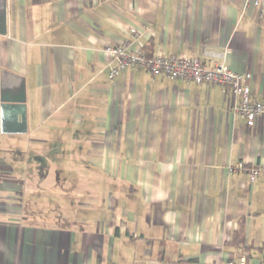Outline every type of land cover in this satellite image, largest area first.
I'll list each match as a JSON object with an SVG mask.
<instances>
[{"label": "crops", "instance_id": "1", "mask_svg": "<svg viewBox=\"0 0 264 264\" xmlns=\"http://www.w3.org/2000/svg\"><path fill=\"white\" fill-rule=\"evenodd\" d=\"M253 1L6 0L0 68L24 80L27 132L8 134L3 157L23 194L16 217L0 210V264H221L264 243V172H248L264 171V120L247 127L217 85L144 68L109 79L104 52L124 40L224 60L264 103V0ZM26 191L53 204L30 212Z\"/></svg>", "mask_w": 264, "mask_h": 264}, {"label": "built area", "instance_id": "2", "mask_svg": "<svg viewBox=\"0 0 264 264\" xmlns=\"http://www.w3.org/2000/svg\"><path fill=\"white\" fill-rule=\"evenodd\" d=\"M253 3L257 5L258 0H254ZM130 46V42L123 40L104 47V52L112 63L108 72L109 79L128 69L144 68L153 76L164 75L172 80L181 79L197 85H217L223 89L234 113L245 121L247 127H253L258 119L264 120V103L250 100L251 88L248 85L250 74L231 71L224 60L212 67H204L196 57H171L162 54L148 57L143 51L132 50ZM248 172L250 179L253 180L264 171L253 168ZM221 264L253 263H248L245 255H242L237 259L231 257Z\"/></svg>", "mask_w": 264, "mask_h": 264}, {"label": "water", "instance_id": "3", "mask_svg": "<svg viewBox=\"0 0 264 264\" xmlns=\"http://www.w3.org/2000/svg\"><path fill=\"white\" fill-rule=\"evenodd\" d=\"M7 35L6 0H0V36ZM26 94L22 77L0 68V134L27 132Z\"/></svg>", "mask_w": 264, "mask_h": 264}, {"label": "rangeland", "instance_id": "4", "mask_svg": "<svg viewBox=\"0 0 264 264\" xmlns=\"http://www.w3.org/2000/svg\"><path fill=\"white\" fill-rule=\"evenodd\" d=\"M17 136H19V135H17ZM8 137H9L8 135H0V210H3L2 215H8L11 217H16L15 213L20 208L19 207V201L15 197L14 191H10L11 185L8 184L10 182H8V181L6 182V180L11 179L12 177L7 176V173L3 169V167H5L3 165V157L4 158L7 157L6 153H9L8 147H9V144H11L10 142H12V140ZM19 137L24 139L25 134L20 135ZM47 161H49V160H47ZM13 166L16 167L17 163L13 164ZM47 183L50 184V176L47 179ZM27 187H29V186H25V189ZM50 198H51V193L49 191L41 192V193H32V192L26 191V192H24L22 203L25 206H28L27 210H29L30 212H39L38 209L35 207V205L37 206L39 204V205L51 207L53 202H51ZM29 206H31V207H29ZM44 208H46V207H44Z\"/></svg>", "mask_w": 264, "mask_h": 264}, {"label": "trees", "instance_id": "5", "mask_svg": "<svg viewBox=\"0 0 264 264\" xmlns=\"http://www.w3.org/2000/svg\"><path fill=\"white\" fill-rule=\"evenodd\" d=\"M145 54L148 57H152L151 54H148L146 52H145ZM22 194L23 193L20 190L14 192V195L20 197V200H22V198H21ZM244 224H245L244 218H240L239 221H238V225H239L238 230L234 234V236L232 237V239L229 241V244H232L234 246H240L241 245L242 238H243V228H244ZM247 250L250 251V252L252 251L251 253L249 252L248 254L245 255L247 261H249L250 258H253L254 257V255H253L254 252L264 251V243L260 247H258L256 249H249V248H247Z\"/></svg>", "mask_w": 264, "mask_h": 264}]
</instances>
